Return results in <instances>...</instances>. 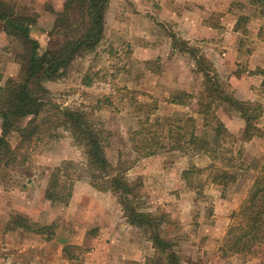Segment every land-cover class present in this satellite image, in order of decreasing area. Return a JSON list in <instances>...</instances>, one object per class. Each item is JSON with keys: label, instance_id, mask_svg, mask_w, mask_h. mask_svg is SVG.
Listing matches in <instances>:
<instances>
[{"label": "rangeland", "instance_id": "rangeland-1", "mask_svg": "<svg viewBox=\"0 0 264 264\" xmlns=\"http://www.w3.org/2000/svg\"><path fill=\"white\" fill-rule=\"evenodd\" d=\"M5 1L14 6L18 16L34 20L32 25L20 23L19 26H28L29 36L36 40L38 38L37 41L44 37L43 44L40 42L41 51H44L48 32L66 0ZM151 1L156 0H142L140 6L138 0H110L105 19V36L96 50L86 56H76L68 70L55 81L43 82V86L47 89L48 96L67 110L80 115L85 124L107 131L108 144L105 153L108 160L115 168L124 170V176L131 182L142 183V197L137 206L141 211L161 217L163 221L160 223V233L164 238L176 241L175 249L181 264H264L262 253L248 256L231 254L222 249L227 230L233 223L234 213L247 197L255 177L264 168L263 86L255 100L262 104L263 109L261 116L254 122L255 127L250 130L252 137L246 142L238 141L234 144L235 149L241 148L244 161L242 173H238V180L235 182L225 186L217 185L207 178L210 170L197 172L210 163L205 154L191 156L178 150H169L149 157H140L139 150L135 149L138 143L135 132L143 125L154 123L157 117L162 118L161 124L164 123L163 118L168 117L176 129L183 126L187 117L192 115L196 120V133L203 135L206 131L203 115L199 113L198 100L203 76L194 70L196 77L191 81L192 87L196 86L194 90L188 92L178 89L179 79L186 73L184 65L195 61L190 54L180 53L173 48L172 35L181 41H190L191 46L198 47L217 72V67L211 60L213 45L209 40H188L190 30L173 28L171 23L178 21H169L167 11L159 5L156 7ZM261 1L249 0L256 4V10L253 12L242 2L220 0L223 11L231 8L232 12L238 15L236 23L240 25L238 24L237 35L241 48L239 59L241 65L245 63L246 67L257 62L264 64V58L261 57L264 50L260 44L261 40L264 42V34L262 36L261 33L264 28V3ZM181 3L184 8L179 7L180 12L177 14L181 16L179 19H182L183 23H193L195 15L199 22L206 16L213 23L225 20L224 15L221 19L219 14L212 12V0H182ZM75 4L71 20L78 26L77 31L80 33L83 28L82 18L77 3ZM168 4L174 7L173 0H168ZM58 5L60 9L56 11ZM155 8L159 10L156 11ZM114 20L117 22L114 23ZM230 20L226 19V22ZM0 23V28H4V22L0 20ZM168 37L171 39L173 51L189 58L175 56L171 46L164 44ZM223 37L224 35L222 42ZM11 39L10 45L0 49V70H5L9 65V58H16L21 64V58L27 55L24 40L15 36H11ZM141 47L146 49L140 53L149 57L146 60L138 55ZM216 48L219 50L220 47ZM252 54L254 57H251ZM215 63L220 64L219 57ZM1 75L3 82V74ZM187 76L190 78L189 74ZM220 78L227 90L234 93L233 87L221 76ZM33 83H36V79L32 81L31 86L32 91H35ZM183 92L193 93L197 98L181 96L183 104L171 102L176 96L183 95ZM224 112L228 116L237 114L235 111L220 108L218 116L223 122L227 120ZM27 121L28 118H17L15 129L24 127ZM3 122L0 111V136L3 133ZM244 123L246 126V122ZM167 127L169 126H166V129L161 128L160 133L167 134ZM184 132V129L181 130V133ZM207 134L208 137L211 136L210 132ZM238 137L241 138V135ZM11 140L13 145H18L20 137L17 132L12 134ZM190 169H194V172L186 178L183 172ZM54 172L61 178L54 191L52 190L54 198L47 199L57 206H63V211L67 212L73 208L69 207V204L75 185L93 182L92 171L86 166L82 149L73 138L34 139L17 149L15 161L11 165L0 164V260L4 255L1 245L3 239L10 238L11 242L19 243H48L62 226L60 219L53 221V213L56 210L52 207L47 210V218L51 216L49 223L44 225L41 221L19 213L9 214V193L12 190L15 195L21 194L25 187L29 186V182L37 179L38 182L44 181L49 185ZM110 193V200H106L107 208L114 206L119 210L121 208L123 212L118 197ZM14 194L10 195L16 198ZM17 216L28 219L30 228L15 227ZM66 226L67 224L64 228ZM42 227L46 233H37ZM136 228L143 235V250L146 252L143 262L137 264H150L155 250L150 249V245L146 243L148 234ZM51 232H55V235L49 238ZM81 249L80 246L70 244L65 253L70 257L77 256L78 253L83 255Z\"/></svg>", "mask_w": 264, "mask_h": 264}, {"label": "trees", "instance_id": "trees-1", "mask_svg": "<svg viewBox=\"0 0 264 264\" xmlns=\"http://www.w3.org/2000/svg\"><path fill=\"white\" fill-rule=\"evenodd\" d=\"M110 0H66L62 10L57 12L52 29L48 32V40L44 51L41 43L28 34V26L34 24L30 17L17 15L14 6L5 0H0V20L4 22V30L10 35L23 39L27 46V55L21 58V67L16 77H10L4 86H0L1 115L4 119L3 133L0 136V164L11 165L15 161L17 149L32 140L57 139L60 137L73 138L82 149L86 159V166L92 171V185L99 191L111 192L118 197L124 216L129 224L142 229L148 234L153 248L154 257L150 264H181L176 241L166 239L160 233V216L151 212H144L137 206L141 199L142 183L131 182L123 174L124 170L115 168L108 160L105 149L108 144L106 130L94 125L85 124L80 115L67 110L53 98L48 96L43 86L45 81H55L68 70L76 56H86L104 39L105 19ZM261 1V0H260ZM77 9L81 13L82 30L78 33V26L72 22V11ZM264 3V0L261 1ZM264 14V11H262ZM245 17V16H244ZM242 18V17H241ZM26 24L20 27L19 24ZM240 23H237L236 31ZM262 36L264 28L261 29ZM264 37V36H263ZM173 48L180 53L190 54L195 61V71L202 74L203 84L198 92L199 113L203 115V135L196 133V120L190 115L183 126L174 129L171 120L157 117L154 123L142 126L135 132L140 157H149L162 151L178 150L191 156L205 154L210 163L197 172L210 170L208 179L217 185H227L238 180V173H242L244 161L242 150L235 149L238 141L246 142L251 139L250 130L255 127L254 122L261 116L262 104L258 101H243L227 90L219 74L208 58L200 53L198 47L191 46L190 41L179 40L175 35ZM264 76V67L256 70ZM33 87L36 90L32 91ZM264 87V80L262 83ZM171 100L176 104H183V98H197L193 93L183 92ZM235 111L246 122V126L239 134L228 130L219 118L218 110ZM17 118H28L24 127L14 125ZM182 121V119H180ZM184 121V119H183ZM169 122V123H168ZM167 134H161V128ZM188 128V131H187ZM185 130L184 134L181 130ZM209 129V131H208ZM17 132L20 141L13 145L11 137ZM211 136L208 137L207 133ZM241 135V138L238 137ZM226 145L228 147H226ZM194 169L186 170L188 178ZM60 176L54 172L47 187L46 196L54 198V188ZM53 190V191H52ZM15 227L30 228L29 220L15 217ZM37 233L46 231L38 229ZM50 234V233H49ZM55 232H51L52 238ZM222 249L231 254L255 255L264 254V168L255 177L250 186L247 197L233 216V223L224 238Z\"/></svg>", "mask_w": 264, "mask_h": 264}, {"label": "crops", "instance_id": "crops-1", "mask_svg": "<svg viewBox=\"0 0 264 264\" xmlns=\"http://www.w3.org/2000/svg\"><path fill=\"white\" fill-rule=\"evenodd\" d=\"M138 1L141 6L142 0ZM229 1L242 2L253 12L256 10V4L249 2V0ZM181 2L182 0H173L174 7H171L168 4V0L151 1L156 7L159 5L160 8L167 11L169 21L173 19L178 21V23H171L173 28L190 30L189 35H187L188 40H209V43L213 45L211 60L217 67L219 76L233 87L235 97L244 101L257 100L264 76L257 73L256 70L260 67L263 68L264 64L257 62L248 67H246L245 63L241 65V60L239 59L241 48L235 29L238 19L237 13L232 12L231 8L223 11L220 6V0H212V12L219 14L221 19L224 15V21L213 23L206 16L201 18L199 22L198 17L195 15L193 23H183L182 19H179L181 16L177 14V12H180L178 10L179 7L184 8ZM59 9L58 5L55 10L58 11ZM155 10L158 11L159 9L155 8ZM226 19H232V21L230 20L227 23ZM116 22L114 20V23ZM223 31L224 34H222ZM223 35L224 41L222 42ZM11 40V36L1 26L0 49L8 44L10 45ZM170 40L168 37L164 41V44H167L168 47L171 46ZM39 42L43 44L44 37L43 39L41 37ZM260 44L264 50V42L262 40ZM218 46L220 47L219 50L216 48ZM143 50L146 49L141 47L138 55L146 60L149 57L140 54ZM173 54L186 59L189 58L187 55L175 53L174 51ZM218 57L220 64L216 65L215 62ZM251 57H254V54ZM261 57L264 58V52ZM9 59V65H7L5 70H0L1 78V74H3V82L0 79V86L6 83V79L17 75L20 71L21 64H19V61L16 58ZM184 70L186 73L179 79L178 89L192 92L196 87L193 88V83L191 82L193 77H196L193 72L195 63L185 64ZM187 74H189L190 78H188ZM225 115L224 112V117ZM226 116L227 120H224L223 117L224 123L232 133H238L245 126V120L238 114ZM28 185L21 194L15 195L13 190L9 193V214L19 213L27 218L41 221L44 225L49 223L48 219L51 216L47 218V210L52 207L56 210L53 213V221L60 219L62 226L59 227L54 238L48 243L37 242L32 244L28 241L19 243L11 242L10 238L3 239L1 245L4 255L0 260V264H137L143 262L146 255L143 250V235L136 227L129 224L121 208L120 210L114 206H108L109 208H107L106 200H110V196L108 197L110 192L99 191L89 182H81L79 186L75 185L71 196L69 207L73 208L65 212V210L63 211V206H57L47 199L46 188L48 185L44 181L40 183L37 179L29 182ZM11 193L16 198L12 197ZM116 206L118 205L116 204ZM65 224L67 226L64 228ZM146 243L150 245V249H153V244L149 238ZM70 244L82 247L83 255L78 253L77 256H67L65 249Z\"/></svg>", "mask_w": 264, "mask_h": 264}]
</instances>
